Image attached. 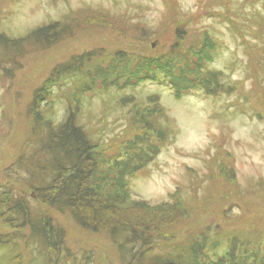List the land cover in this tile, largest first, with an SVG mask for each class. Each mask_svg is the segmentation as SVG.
<instances>
[{"label":"rangeland","instance_id":"rangeland-1","mask_svg":"<svg viewBox=\"0 0 264 264\" xmlns=\"http://www.w3.org/2000/svg\"><path fill=\"white\" fill-rule=\"evenodd\" d=\"M81 13L88 21L70 38L28 52L11 75L0 73V189L9 186L26 198L30 193L32 214L42 210L64 228L65 244L80 264H124L107 227L88 231L69 212L47 207L26 185L33 179L40 184L45 174L16 163L28 136L25 111L34 88L55 64L102 48L105 55L87 63L90 81L123 83L152 69L159 74L122 91L78 93L79 105L80 73L51 87L48 117L63 120L69 105L98 146L89 178L96 196H116L123 207L135 203L124 212L118 209L114 218L159 226L151 240L161 245L154 251L162 255L181 252L187 264L222 259L231 264L223 256L233 249L235 264H264V0H0V32L23 36L49 22L82 20ZM123 22L142 28L125 38L114 29ZM178 28L186 29L183 35ZM205 32L213 40L207 70L198 60L201 46L210 43ZM136 34L144 41L133 39ZM219 71L221 94L207 95L200 87L179 99L173 94L170 83L185 87L201 81L213 87L217 81L211 75ZM122 93L132 96L127 104H119ZM153 97L164 109L157 123L168 132L155 154L147 149L148 141L157 139L155 131L143 118L146 106L153 110ZM146 154L151 159L131 174ZM34 245L0 246V264H8L6 258L18 250L15 260L22 264L31 257V264H45L47 250ZM130 257L129 251L125 258Z\"/></svg>","mask_w":264,"mask_h":264},{"label":"trees","instance_id":"trees-1","mask_svg":"<svg viewBox=\"0 0 264 264\" xmlns=\"http://www.w3.org/2000/svg\"><path fill=\"white\" fill-rule=\"evenodd\" d=\"M81 18L71 17V20L54 21L49 24L39 25L28 31L23 36L11 37L5 32H0V61L3 63H9L5 65L1 63L0 73L11 75V69H17L21 64V59L28 52L48 50L51 46L61 43V41L70 38L84 25V21H88L84 18L85 14ZM233 17L238 18L241 14L232 12ZM229 19L230 16L226 15ZM88 17V16H87ZM85 19V20H84ZM232 24H236L235 21H230ZM124 26L120 24L115 26V30L123 37H129L134 35L137 31L135 28H142L139 23L137 26H127L123 22ZM178 32L183 35L186 31L185 28H178ZM240 31V29H239ZM132 37L135 40L144 41L143 37ZM204 37L210 41L209 45H202V56L198 57L201 67L205 70L210 69L207 61H211V50L213 40L205 32ZM243 44L247 45L245 40H242ZM198 45V43H197ZM196 46V45H194ZM192 47L191 49H193ZM102 49V48H101ZM101 49H97L99 52L86 51L77 58H73L70 61H62L57 63L51 68L46 79L40 83L39 86L34 88L30 102L26 108L27 123L29 126L28 136L25 143L21 147V151L17 156L16 163L23 165L22 167H34L33 171H37L41 175L45 174L46 178L42 181H38L36 185L33 180L27 182V186L36 194L47 207L53 210L60 211V213L69 212L72 221L82 229L88 231H96L102 227H107L109 231L110 239L113 244L116 245L117 251L120 253V257L124 264H187L189 263L181 252L175 256L162 255L163 253L154 251L161 246L158 243H154L151 239L159 233V226L157 229L147 226L131 225L127 221L115 219L114 215L121 209V212L129 210V205L122 206V203L116 201L118 197L110 196V199L99 198L94 192V188L90 186V175L93 173L97 161L94 157L96 153L95 149L98 147L96 142H93L91 133L83 128V124L78 121V111L71 110L69 105L67 106V112L64 115L63 120L54 121L48 117L49 104L47 99L52 93L51 87L53 85L60 86L62 80L65 78H74L75 73H80L79 84L77 83V92H75V99L80 98L78 93L84 95L86 91H92L95 93L99 90L105 92L109 89H115L122 91L129 86H134L141 80H151L156 78L159 74L156 70L149 72H141L136 75L133 80L129 79L123 83H119L118 80L107 81V84L102 85L98 78L90 81L89 76L92 70L87 68V63L97 57H103L105 54L100 53ZM249 49V48H248ZM213 51V50H212ZM94 53V54H93ZM85 54V55H84ZM77 59V60H76ZM104 59V58H103ZM94 62V61H93ZM12 65V66H11ZM11 66V67H10ZM210 73V70L207 71ZM87 73V75L85 74ZM154 74L153 76H150ZM85 75L88 78H85ZM211 77L215 78L217 84L215 86H209L201 81L191 83L185 87H179L173 83V94L179 99L184 93L190 89L202 88L203 92L207 95H218L223 90V85L220 82L221 72H214ZM98 82V83H97ZM99 85V87L96 85ZM94 85H96L94 87ZM81 87V88H80ZM226 92V91H225ZM44 93V94H43ZM121 94L119 104H127V98L132 96H126ZM125 97H123V96ZM121 101V102H120ZM135 104L132 102L131 105ZM153 110L149 106H146L147 113L143 116L147 128L152 132L155 131L153 142H150L149 136L146 137L148 141L147 149L152 151V154L158 152L160 145L165 142V138L168 134L167 129H163L158 125L157 120L163 113V107L158 103V99L153 97L152 99ZM79 109V108H78ZM47 116V117H46ZM151 154V155H152ZM151 155L146 154L144 161L140 163L136 168H133L131 174L136 169L143 166L146 161L151 159ZM33 171L30 173L32 174ZM5 171L4 173H6ZM7 177L9 174L6 175ZM125 175L120 177L121 191L127 189V181ZM18 181V180H16ZM125 194V193H124ZM25 195L14 193L12 188L4 186L0 189V246L9 247L14 250L17 246H22L28 243L37 244L40 249L47 250L45 256V264H80L76 260V255L72 254L71 248L65 244V231L64 228L57 227L54 222L50 220V217L42 210L39 213L32 214L29 201L32 197L29 193L28 197ZM116 197V198H115ZM141 202L137 201L136 203ZM144 205V204H143ZM145 217V216H141ZM155 230V231H152ZM5 232L6 236H2L1 232ZM152 231V232H150ZM155 232V234H154ZM205 237V236H203ZM9 243V244H8ZM138 244V245H137ZM130 245V247H129ZM35 246V245H34ZM129 247V248H127ZM131 252V257L128 260L125 258L128 252ZM20 250H18L14 256L6 258L8 264H22L20 261L15 260L16 256H20ZM229 253V255H228ZM233 249L227 252L225 257L231 264H235L231 255ZM182 255V256H181ZM85 256L83 257V259ZM3 258H0V262ZM126 259V261H125ZM28 260L27 264H31ZM86 260V259H85ZM80 261V260H79ZM125 261V262H124ZM222 261H218L215 264H222ZM252 264H261L259 261Z\"/></svg>","mask_w":264,"mask_h":264}]
</instances>
